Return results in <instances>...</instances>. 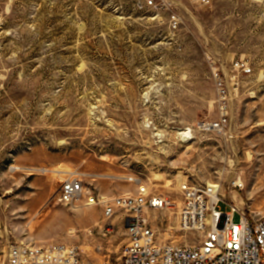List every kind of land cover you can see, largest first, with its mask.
Wrapping results in <instances>:
<instances>
[{
	"label": "rangeland",
	"instance_id": "374dc122",
	"mask_svg": "<svg viewBox=\"0 0 264 264\" xmlns=\"http://www.w3.org/2000/svg\"><path fill=\"white\" fill-rule=\"evenodd\" d=\"M182 2L174 35L136 0H0V264L21 241L80 245L85 264L119 256L126 214L88 196L139 184L169 201L149 216L174 243L200 241L175 228L184 181L220 183L224 211L264 212V0ZM224 110L226 129H208ZM73 172L85 193L67 206Z\"/></svg>",
	"mask_w": 264,
	"mask_h": 264
},
{
	"label": "built area",
	"instance_id": "2783aa9c",
	"mask_svg": "<svg viewBox=\"0 0 264 264\" xmlns=\"http://www.w3.org/2000/svg\"><path fill=\"white\" fill-rule=\"evenodd\" d=\"M191 1L201 4L210 2ZM182 3V0H136L139 9L164 13L168 32L174 35L182 25V18L174 8ZM234 67L244 73L251 72V67L244 61H236ZM214 79L224 107H227L229 83L219 71L214 73ZM229 119L224 110L217 120L207 123L206 127L223 131ZM68 175L61 184L58 197L67 206L81 199L85 193L80 174L73 172ZM180 191L182 203L175 228L184 232L186 240L199 237L198 243H174L161 239L149 212L165 208L169 201L162 195L149 193L145 185L139 184L135 194L119 195L108 201H101L90 194L87 204L104 203L105 217L110 218L118 211L126 214L128 240L122 245L119 256L109 255L102 264H264V212L248 213L232 202L230 209L224 211L221 208L220 183L187 180L181 183ZM236 214L239 215L238 221L234 219ZM166 227L172 230V227ZM106 230H112L111 223ZM2 264H85V259L83 249L77 244L21 241L9 247Z\"/></svg>",
	"mask_w": 264,
	"mask_h": 264
},
{
	"label": "bare ground",
	"instance_id": "6f19581e",
	"mask_svg": "<svg viewBox=\"0 0 264 264\" xmlns=\"http://www.w3.org/2000/svg\"><path fill=\"white\" fill-rule=\"evenodd\" d=\"M180 137H181L182 140H184V141H188L189 139L192 138L191 136H188V133H186V132H181V133H180ZM211 183H212V182H211ZM215 184H216V183H215ZM241 185H243V184H241ZM69 231H70V232H74V228H70Z\"/></svg>",
	"mask_w": 264,
	"mask_h": 264
}]
</instances>
